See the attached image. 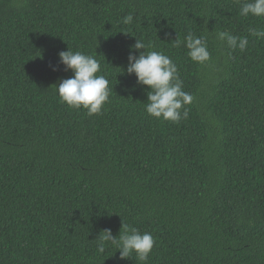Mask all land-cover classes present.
<instances>
[{
  "label": "trees",
  "instance_id": "trees-1",
  "mask_svg": "<svg viewBox=\"0 0 264 264\" xmlns=\"http://www.w3.org/2000/svg\"><path fill=\"white\" fill-rule=\"evenodd\" d=\"M240 3L0 0V264H141L96 251L122 222L155 238L147 264H264V39L248 33L264 17ZM190 32L207 43L203 64L174 46ZM136 39L168 55L193 96L179 123L145 111L147 86L126 72ZM68 48L109 80L99 115L55 92L72 76Z\"/></svg>",
  "mask_w": 264,
  "mask_h": 264
},
{
  "label": "clouds",
  "instance_id": "clouds-1",
  "mask_svg": "<svg viewBox=\"0 0 264 264\" xmlns=\"http://www.w3.org/2000/svg\"><path fill=\"white\" fill-rule=\"evenodd\" d=\"M239 15L242 17H264V0H241ZM134 17L126 15L122 23L131 24ZM249 35L264 39V29L249 27ZM216 38L232 49L244 51L248 45V37L233 35L228 31L216 33ZM183 45L187 49V56L195 63L203 64L210 58L207 43L203 37L191 32L184 40L178 36L174 46ZM150 44L136 39L130 47L127 74H134L139 85L147 86V103L145 111L151 117L179 123L188 117L185 107L193 101V96L183 89V81L179 77L177 65L161 51L148 50ZM143 49L144 51H139ZM138 52V55L135 54ZM59 63L65 71H71L72 76L61 79L58 85H53L61 103L73 109H84L89 116L99 115L103 107L109 102V80L101 72L99 61L94 55L82 51L67 49L59 52ZM57 71L56 66H52ZM183 109V111H181ZM96 239V251L103 254L111 246L119 252L121 260L129 259L134 253L141 264H147L155 238L149 232H141L138 228L122 222L118 236H113L111 229H103Z\"/></svg>",
  "mask_w": 264,
  "mask_h": 264
}]
</instances>
